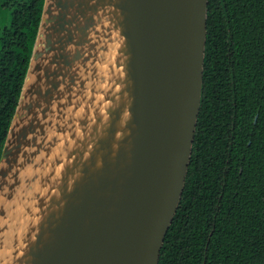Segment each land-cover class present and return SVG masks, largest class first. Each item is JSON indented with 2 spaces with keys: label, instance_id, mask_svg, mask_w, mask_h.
Wrapping results in <instances>:
<instances>
[{
  "label": "water",
  "instance_id": "water-1",
  "mask_svg": "<svg viewBox=\"0 0 264 264\" xmlns=\"http://www.w3.org/2000/svg\"><path fill=\"white\" fill-rule=\"evenodd\" d=\"M209 0H44L0 156V264H159L193 153Z\"/></svg>",
  "mask_w": 264,
  "mask_h": 264
},
{
  "label": "trees",
  "instance_id": "trees-1",
  "mask_svg": "<svg viewBox=\"0 0 264 264\" xmlns=\"http://www.w3.org/2000/svg\"><path fill=\"white\" fill-rule=\"evenodd\" d=\"M246 1L209 0L193 153L159 264H264V0ZM43 6L20 7L13 19L22 57L0 70L15 81L0 76V156Z\"/></svg>",
  "mask_w": 264,
  "mask_h": 264
},
{
  "label": "flooded vegetation",
  "instance_id": "flooded-vegetation-1",
  "mask_svg": "<svg viewBox=\"0 0 264 264\" xmlns=\"http://www.w3.org/2000/svg\"><path fill=\"white\" fill-rule=\"evenodd\" d=\"M245 1L246 0H244V2ZM38 4L39 0H0V70H7L9 66H12L14 70V67L21 63L18 60V58L22 57L20 54L22 49L21 39L16 35L13 22L14 17L19 13L17 10L20 7L35 10ZM247 4L260 6L258 0H255L254 4L252 0L246 1L245 5ZM227 20H229V18ZM10 28L11 31L9 30ZM226 28L224 32L230 34V25L226 26ZM0 76H4L8 82L15 83V81L13 79L10 80L9 75L3 71H0Z\"/></svg>",
  "mask_w": 264,
  "mask_h": 264
}]
</instances>
